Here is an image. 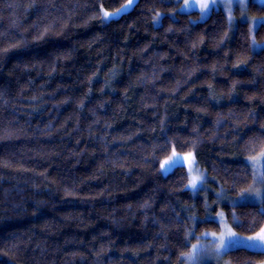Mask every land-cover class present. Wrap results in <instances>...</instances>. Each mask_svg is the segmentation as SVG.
<instances>
[{"label":"trees","instance_id":"1","mask_svg":"<svg viewBox=\"0 0 264 264\" xmlns=\"http://www.w3.org/2000/svg\"><path fill=\"white\" fill-rule=\"evenodd\" d=\"M125 1L0 0V264H179L204 199L184 190L186 168L160 175L166 141L180 153L197 144L209 185L235 195L251 184L233 189L240 137L264 132V47L247 22L229 27L214 10L192 23L181 0L100 20V4ZM222 207L233 227L232 212L264 225L256 203ZM225 257L258 264L264 251Z\"/></svg>","mask_w":264,"mask_h":264},{"label":"snow or ice","instance_id":"2","mask_svg":"<svg viewBox=\"0 0 264 264\" xmlns=\"http://www.w3.org/2000/svg\"><path fill=\"white\" fill-rule=\"evenodd\" d=\"M115 2V0H113ZM179 0H177V3ZM240 5L239 10L241 11L242 17L246 16V9L248 8V0H237ZM261 4L264 5V0H260ZM233 0H184L180 6V10H185L189 6L198 7L201 14V19H204L205 15L212 10L223 9L229 12L227 22L229 27L234 23V19L230 14L232 11ZM138 6L137 0H126L125 3H121L119 7H116L114 11H108L104 8L103 4L97 7V12L100 13V20L102 22H109L113 17H120L126 14L129 9H135ZM162 13H155L153 24H158L162 18ZM264 20V17L260 18ZM196 23V21H192ZM252 23H257L256 19H252ZM251 32V29H250ZM253 45L256 44L255 36L253 35ZM202 43V41H201ZM197 45L194 43L193 47ZM239 66V65H237ZM210 91L211 85L209 86ZM215 99V97H213ZM249 117L254 119V114L249 113ZM221 120L218 119L217 124H220ZM244 127H248L247 123ZM250 131H252L250 129ZM238 144L244 145L243 151L238 154L236 159L246 160L247 163L243 165V177L240 179L233 180V189L238 184L247 183L250 179L251 184L248 187L241 189L235 199L227 200V206L236 208L241 206L245 201H255L259 207V216L264 217V132H261L259 136H254L248 142H245V137H240ZM181 147H184L183 145ZM191 147L193 151L184 153L177 152L175 145L171 141H166L165 146L160 148L161 152H166L171 149V153L166 156L163 160L158 161V169L161 176L167 177L169 175H175L181 169H185L182 173V178L186 180L184 184L185 191H191L193 194L199 191L207 192L208 189L205 187L208 184V176L206 171H201L198 165L197 152L195 148L196 143H193ZM245 153H249L245 155ZM155 155V152H154ZM213 181L219 185V181L216 177H213ZM220 191L216 193V202L225 200L226 190L222 185H219ZM189 209H185L188 211ZM205 215L203 218L198 216H189L188 220L193 222V227L186 228L184 231V245L190 250L187 252H181L179 264H202L203 260L207 257L221 258L228 255L232 249H264V225H260L257 229V221L252 220L247 225L242 222L236 212H232V219L234 227L226 222V215L223 209L216 211L208 204L207 198L204 201ZM213 212L215 213L213 215ZM197 224H208L215 225L220 229L216 231H203L196 235ZM240 228L250 232L249 235H241L235 230ZM195 240L196 243H192ZM228 264H231L229 261ZM260 264H264L261 261Z\"/></svg>","mask_w":264,"mask_h":264},{"label":"rangeland","instance_id":"3","mask_svg":"<svg viewBox=\"0 0 264 264\" xmlns=\"http://www.w3.org/2000/svg\"><path fill=\"white\" fill-rule=\"evenodd\" d=\"M126 2V1H125ZM124 2V3H125ZM184 0H181V3L178 7V11L179 12H183V13H188V12H192V11H197V17L195 19H193L194 21H203L205 20L211 13L212 11H210L209 13H207L204 17V19H201V14H200V10L198 7H195V6H189V8L185 9V10H180V6L183 4ZM251 3H255L257 5H262L260 0H248V5H250ZM264 6V5H263ZM240 8V5L239 3L237 2V0H233V4H232V11H231V15L234 19V23L232 25V27L238 23V22H247L248 24V28H249V38H250V43H251V46L254 50H257L261 47H264V34L262 37L259 38V36L257 35V32H258V29L260 27L261 24H264V20H261L260 18L261 17H264V13L262 14H252L251 11L249 10V6L248 8L246 9V16H243L242 17V14H241V11L239 10ZM218 10H222L224 12V14L226 15V17H228L229 15V12L226 11V10H223V9H218ZM114 11V10H112ZM113 18H116V17H113ZM255 18L257 23L254 25L252 23V19ZM262 27V26H261ZM250 29H251V32H250ZM263 32H264V28H263ZM253 35L255 36V41H256V44L253 45ZM246 161V160H245ZM247 162V161H246ZM197 167L201 170V171H204L203 169H201L198 165ZM205 187L208 189L207 192L203 191L202 192V196H203V199L205 201V198H207V202L209 205L212 206V208H214L216 211H219L221 209H223L222 205L224 204H227V200H230V199H235L237 194L235 195H230L228 194L227 192V195H226V198L225 200L223 201H220V202H216V193H218L220 191V187H213L209 184H206ZM198 193V192H197ZM244 203H255V201H252V200H249V201H245ZM243 203V204H244ZM223 211L225 212V210L223 209ZM215 213L213 212V215ZM226 215V214H225ZM226 222L229 224V222L226 220ZM230 225V224H229ZM206 231V230H205ZM207 231H211V230H207ZM220 229L216 232H219ZM203 232V231H202ZM200 233L196 234L197 236L199 235ZM241 235H249V234H243V233H240ZM192 243H196L195 240H192ZM190 250V249H189ZM250 250H257V251H264V249H259V248H256V249H250ZM264 261V260H263ZM228 260L226 259L225 256L217 259V258H214V257H207L203 260L202 264H206V263H211V264H228ZM260 264V262L258 263Z\"/></svg>","mask_w":264,"mask_h":264}]
</instances>
